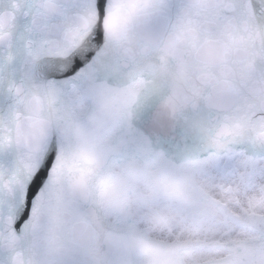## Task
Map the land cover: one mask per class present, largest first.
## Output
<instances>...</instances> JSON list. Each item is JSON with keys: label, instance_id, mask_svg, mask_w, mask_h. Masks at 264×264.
I'll use <instances>...</instances> for the list:
<instances>
[{"label": "snow or ice", "instance_id": "snow-or-ice-1", "mask_svg": "<svg viewBox=\"0 0 264 264\" xmlns=\"http://www.w3.org/2000/svg\"><path fill=\"white\" fill-rule=\"evenodd\" d=\"M0 264H264V0H0Z\"/></svg>", "mask_w": 264, "mask_h": 264}]
</instances>
